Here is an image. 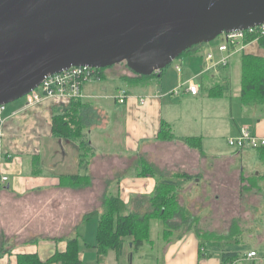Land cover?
I'll return each instance as SVG.
<instances>
[{"label": "crops", "instance_id": "crops-1", "mask_svg": "<svg viewBox=\"0 0 264 264\" xmlns=\"http://www.w3.org/2000/svg\"><path fill=\"white\" fill-rule=\"evenodd\" d=\"M198 49L182 56L183 69L181 72L176 66L177 76L164 70L154 79H137L126 103L121 106L116 96L122 87L119 79L109 74V78L105 76L84 85L82 98L73 102H46L24 111H21L23 106L10 108L15 104L7 107L8 120L3 128L7 134L0 142L2 146L4 140L0 147V177H8V182L6 185L0 182V224L6 230L10 223L11 229L6 230L10 236L9 241L6 240L9 252L0 256V264H18L19 255L32 254L47 262L56 253L65 252L67 233L86 213L94 216L95 220L89 224L92 233L85 239L79 232L87 221L78 227L77 233L83 240L80 258L84 264L81 250L83 246L91 247L95 252L91 254L89 264H98L95 247L99 213L95 210L99 206L91 199L95 183H101L99 190L102 196L112 191L123 200L127 213H138L155 196L162 180L174 181L177 188L184 187L188 192H211L214 194L211 200L213 209L242 208L247 219L240 221V216L234 215L230 224L234 226L235 234L227 239L231 243L226 245L221 243L222 239L201 235L197 229V218H191L190 227H186L187 222H182L171 233H164L158 245L150 234L149 241L138 253L133 252L132 239H128L120 259L117 260L115 253L110 252L101 264H238L240 261L264 264V219L257 215V209L264 206V185L261 184L264 180V150L239 151L228 145V140L239 137L242 128H247L253 136L264 138V103L244 104L241 100L242 58L264 59V42L253 43L243 51L234 52L227 66H217L204 74L208 68L206 54L212 53L215 62L226 54L218 50L217 43L213 48H205L202 58L196 57L201 53ZM189 82L199 86L197 95L188 91ZM234 84L236 95L231 96ZM179 87L180 92L172 94ZM213 87L220 88L221 95L210 96L208 89ZM74 104L79 106L78 116L84 130L86 127L89 129L84 132L88 130L92 149L94 127L86 125L88 119L85 117L92 104L113 109V137L117 138L118 132L124 137L123 153L111 156L95 153L89 170L93 183L79 189L61 184L66 176L82 173L77 142L66 138L63 141L52 128L53 117L60 115L52 112L70 110ZM19 111L21 113L13 116ZM88 116L91 118V112ZM163 129L169 133L170 139H161ZM188 139H198L199 149L190 147ZM221 142L225 143L226 150H231L223 153ZM249 150L255 151H252L253 155L247 153ZM143 160L154 168L153 174H141ZM257 160L263 172L256 170ZM98 161L108 163L99 177L94 170ZM130 164L135 167L131 174L128 173ZM17 200L26 203L29 211L15 210ZM202 200L206 201V195ZM65 212L71 214V222L67 216L61 219L60 215ZM224 214L222 212V216ZM197 215L200 217V211ZM64 219L69 224L66 223L68 228L65 232L60 227ZM257 220L259 225L256 226ZM237 240L244 243L238 244ZM235 246L245 249L236 250ZM254 251L258 257L247 259L246 255ZM235 252L237 257L223 258L225 254Z\"/></svg>", "mask_w": 264, "mask_h": 264}, {"label": "water", "instance_id": "water-1", "mask_svg": "<svg viewBox=\"0 0 264 264\" xmlns=\"http://www.w3.org/2000/svg\"><path fill=\"white\" fill-rule=\"evenodd\" d=\"M264 24V0H0V106L72 67L149 77L193 47Z\"/></svg>", "mask_w": 264, "mask_h": 264}, {"label": "trees", "instance_id": "trees-1", "mask_svg": "<svg viewBox=\"0 0 264 264\" xmlns=\"http://www.w3.org/2000/svg\"><path fill=\"white\" fill-rule=\"evenodd\" d=\"M262 42H264V40H262ZM197 47L198 46L186 51L180 57ZM113 67L98 69L100 78H105L106 71L111 70ZM129 71L134 74L131 70ZM159 73L149 77L134 74V80H146L156 77ZM123 80L130 82L133 79ZM208 93L210 96L216 97L221 95V89L217 87L209 88ZM241 100L244 104L264 103V59L252 56H244L242 58ZM78 107V104H74L66 113L55 115L52 120L54 134L61 138H71L73 141L77 142L80 149L79 165L82 168V173L75 176H66V178L61 180L62 186H70L74 189L92 185L93 176L90 174L89 170L95 157V152L91 148L88 134L84 132L83 123L78 116ZM170 138L166 129H163L161 132V139L167 140ZM199 143L198 139L187 140V144L192 148L199 149ZM262 150L264 149L262 148ZM153 172L154 168L151 165H146L141 174L147 175L153 174ZM176 188V182L162 180L155 196L150 200V211L142 215L139 213H127V207L123 200L112 191L105 193L102 198H99L100 202L96 204L99 207L95 211L99 213L102 208L104 210L99 213L98 217L97 244L95 247L97 250L98 264H101L110 252L115 253L117 260L120 259L128 239H132L133 252L138 253L150 239L151 221L158 220L169 226L170 221L180 212L177 198L173 195ZM90 216V214H84L80 221H78V224L71 227L70 232L67 233L68 240L65 252L56 253L47 262H43L37 254L19 255L18 264H82L80 248L83 244V240L78 235L77 230L79 225L87 221ZM172 228L173 227H169L165 235L171 233L173 231ZM1 244L0 255L2 256L9 252V250H6L4 247L5 238L3 236H1ZM235 247L236 250L245 249L243 247ZM235 257H237L236 252L235 254H225L223 256L224 259H233Z\"/></svg>", "mask_w": 264, "mask_h": 264}, {"label": "rangeland", "instance_id": "rangeland-1", "mask_svg": "<svg viewBox=\"0 0 264 264\" xmlns=\"http://www.w3.org/2000/svg\"><path fill=\"white\" fill-rule=\"evenodd\" d=\"M222 39H223V36H220L213 43L199 45L197 48H199L198 50L201 53H198L196 55V57L202 58L204 56V49L205 48H213V46L216 43L222 41ZM182 58L183 57H180V58L176 59L169 67H167L164 70H166L167 72H169L170 74H172L174 76H177L178 72L176 70V66H179L181 72H182V69H183L182 68L183 64H182V61H181ZM234 61L235 60L232 61L233 64H234ZM109 74L112 75V76H115L116 78L119 79L118 80L119 85L122 87L123 90L128 92V94L131 93V87H133L136 84L135 80H134L135 79V75L132 74L128 70V68L125 66V64L116 65L115 67L111 68V70L106 71L105 76H107L109 78L110 77ZM154 78L155 77H153V79ZM123 79H133V80L130 81V82H126ZM239 79H240V75H239ZM86 85H88V83H85V86ZM231 89H232V93H231L232 95L231 96L236 95L235 94V90H236V85L235 84L232 86ZM13 104H15V105H13ZM13 104H10V105H7V106L13 105L10 108H13L14 106H16L18 108L22 107L25 104V99L24 98L20 99V100H18L17 102H15ZM119 106H121V104ZM102 108L103 107L100 104L99 105L98 104H92L91 108H89V113L91 112V118L88 116L89 113H88V115L85 116L88 119V123L86 125L87 126L89 125V127H94V130L92 132V138H91V140L93 141V144H94L93 151L95 153H97V154L98 153H103L105 155L111 156V154H113V153H120L122 151V149H123L122 148V141H123L124 137L122 135H120L119 132H118L117 138L113 137L114 131H112V129H113V123L115 121V115L113 114L114 111H113V109H106V108L102 109ZM67 111L68 110H66V111L60 110L59 112L54 111V112H52V114L53 115H55V114H64ZM86 129H88V128L86 127L85 130ZM88 130L86 131L87 134H88ZM4 132H5V130L3 131V133ZM104 133L106 135H103ZM5 134H7V133H4V136L2 138L6 137ZM96 137H98V140H96ZM62 139H63V141L66 140L65 138H62ZM69 140L73 141L71 138H69ZM0 142H1V138H0ZM3 142H4V140H3ZM3 142H2V146H3ZM228 142H229V140H228ZM224 144H225L224 142H221V149H223L221 151H223V153L226 152V151L229 152L231 149L226 150L227 148L224 146ZM2 146H1V143H0V147L1 148H2ZM231 148H233V147H231ZM76 151H77V155L78 154L80 155L79 147H77ZM252 151L255 152L254 150H249V151H247V153L251 152V154L253 155ZM121 153H123V151ZM78 162H79V156H78ZM98 162L95 163V166L97 168L95 169V167H94V170L96 172L95 174H97L98 177H99L100 176L99 175L100 171L101 170L103 171L105 169V167L108 166V163H107V161L105 163L104 162L103 163L102 162L98 163ZM142 162H143V165H144L143 168L145 169L146 165H149V163L147 161H144V160ZM257 162L258 163H256L254 165V166L257 167L256 170H258L260 172H263V170H261L260 167H259L260 163H259L258 160H257ZM105 164H106V166H105ZM80 168H81V166H80ZM134 169H135V167L131 166V164H130V166L128 168V173L131 174V172ZM81 170H82V168H81ZM99 184H101V183H99V181L96 182L95 185L93 186L92 191H91L92 194H93V196H91V199H92V201L93 200L95 201V202H92V203H95V204H98L100 202L99 198H100L101 192H100L99 188H100L101 185H99ZM261 184L264 185V180L261 181ZM96 186H97V188H96ZM173 195H174V197L177 198L178 207L180 209V212H179V214L175 215L174 218L170 221L169 226H167L165 223H163L161 221H158V220L157 221L156 220L151 221V230H150L151 233L150 234H151L152 240L157 245L162 242L163 234L167 231V229L169 227L170 228L173 227L172 230L173 229L175 230L176 229L175 227H180V225H182L181 224L182 222H187L186 224L188 225L189 220L191 218H195V220L197 218V221H198L197 229H198V231L200 232L201 235H203L205 238H209V239H220V240L222 239L223 242H221V243L226 245L228 243H231V241L228 242L227 239L230 238V237H233V235L235 234L234 230H233L234 226H232L230 224L231 222H233L232 218L237 215V216H240V219H239L240 221H243L244 219L245 220L247 219L246 211L244 209H242V208H241V210H237V209H235V210L213 209L211 207L212 206L211 200H212V197H213L214 194H212L211 192L208 193V194L206 192H200V191H196V190L195 191L194 190L193 191L189 190V192H188L184 187H180V188H176L174 190V194ZM204 195H206V201L202 200ZM220 195H222V192H220ZM223 196L226 197L225 194H223ZM231 197H233V196H231ZM17 201H18L17 204L14 206L15 210L20 211L22 209L24 211V209H25L26 211H29V208H28L26 203H21L20 200H17ZM207 205H209V207ZM257 205L258 204H256V206ZM0 207H1V204H0ZM150 208H151V203H150V200H149L147 206L145 208H143V210L141 212H138V213L142 215L145 212L150 211ZM103 210L104 209L102 208L99 211V213H101ZM198 211H200V217H197L198 216L197 215ZM219 212H221V215L219 214ZM222 212L225 213L224 216H222ZM257 215L261 219H264V206H261V208L257 209ZM1 216H2V210L0 211V217ZM60 216H61V219H62V217L64 218L65 216H67L68 217V221H69V219L70 220L72 219L71 214L67 215L66 212L64 214L60 215ZM201 216H204V217H201ZM94 220H95L94 216L90 217L87 220V222L84 223L82 228H80L79 235L82 238L85 239L86 237H88L92 233V231L90 230L89 224L92 223ZM68 221H67V219L64 222L61 221V223H60L61 231L63 229L68 228V226L66 225V223L68 224ZM69 222H71V221H69ZM258 222H259V220H257V222H256L257 224H255L256 226L259 225ZM8 224L9 225H7L8 228H6V230L11 229L10 223H8ZM63 225H65L66 227H63ZM97 226H98V224H97ZM256 226H254V227L256 228ZM186 227H190V225H188ZM252 227H251V229H252ZM235 228L238 230V225H236ZM6 230L0 224V249H1V246H2V244H1V236H3L5 238L4 247L5 248L9 247L8 245H7L8 247L6 246V244H7L6 240L8 242L10 236L7 235ZM236 242L238 244L244 243L243 240H237ZM94 252H95L94 248L83 246V248L81 250V253H82V260H83L84 264H89V258H90V261H91V257L90 256H91V254H94ZM0 253H1V250H0ZM83 254L85 256H83ZM84 257H85V259H84ZM238 264H254V263L253 262H247V261H240Z\"/></svg>", "mask_w": 264, "mask_h": 264}, {"label": "built area", "instance_id": "built-area-1", "mask_svg": "<svg viewBox=\"0 0 264 264\" xmlns=\"http://www.w3.org/2000/svg\"><path fill=\"white\" fill-rule=\"evenodd\" d=\"M221 36H223V39L217 43L218 50L226 55L220 61L215 62L212 53L206 54L208 68L202 74L217 66H227L234 52L243 51L253 43L260 44L264 40V24L243 31L224 33ZM177 69L180 71V68ZM98 80H101L98 69L89 67H72L62 73L48 76L38 88L24 97L25 104L21 111L40 106L46 102L58 104L79 100L82 98V89L85 83ZM188 84V91L192 95H197L199 93V86L192 82ZM180 88L174 90L172 94H178ZM128 95V92L121 89L116 96V101L123 105L126 103ZM7 107V105L0 106V138L4 136L3 128L8 120L6 116ZM21 111L14 113L13 116L21 113ZM228 144L239 151L246 149H264V138L253 136L247 128H242L239 137L230 139ZM0 182L6 185L8 177L1 176ZM257 257L258 254L255 251L246 255V258L249 260Z\"/></svg>", "mask_w": 264, "mask_h": 264}]
</instances>
